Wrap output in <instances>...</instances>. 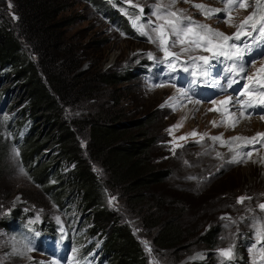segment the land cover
Wrapping results in <instances>:
<instances>
[{
	"label": "trees",
	"instance_id": "trees-1",
	"mask_svg": "<svg viewBox=\"0 0 264 264\" xmlns=\"http://www.w3.org/2000/svg\"><path fill=\"white\" fill-rule=\"evenodd\" d=\"M96 1L92 0L94 4ZM14 2L19 34L5 13L0 12V75L12 77L26 87V103L18 110L14 123L26 118L33 122L30 136L21 145L19 160L27 175L53 199L58 194H69L71 188L77 189L95 222L90 234L103 239L108 264H153L145 249L147 244L156 245L162 255L166 250L174 251L178 260L192 252L195 245L206 244L209 251L221 247L217 239L219 234L223 236L224 224L220 221L206 232L209 216L200 214L207 203L201 202L192 209L186 196L171 192L164 184L172 171L157 160L156 149L163 141L153 125L159 116L153 112L135 117L117 87L133 78V69H104L96 55L80 52L77 42H68L62 29L69 25L64 21L69 17L61 14L70 10V0ZM108 16L117 18L114 13ZM125 26L132 31L129 23ZM87 60L89 65L83 67ZM78 108L91 110L80 117L71 114L73 119L64 118L63 111ZM78 136L88 139L87 143H82L85 139L80 143ZM52 148L58 149L56 155ZM6 149L0 138V181L5 173L14 174L6 162ZM9 154L18 159L14 152ZM64 162L72 165L66 176L61 173ZM12 163L13 170L22 173L20 165L15 160ZM98 168L107 171V181H103ZM109 188L122 193L143 233L135 229L130 216L109 207ZM224 188L217 191L216 197L224 191L225 198L231 196L229 201L234 203L239 183ZM8 189L0 182V222L6 230L3 215L21 209L10 208L14 194ZM64 200L59 197L58 203L62 205ZM225 204L213 213L224 210ZM236 211L240 213L242 208ZM254 225L245 228L252 230ZM237 251L239 258L246 257L241 254L244 246ZM210 259L189 264H216L213 254Z\"/></svg>",
	"mask_w": 264,
	"mask_h": 264
},
{
	"label": "rangeland",
	"instance_id": "rangeland-1",
	"mask_svg": "<svg viewBox=\"0 0 264 264\" xmlns=\"http://www.w3.org/2000/svg\"><path fill=\"white\" fill-rule=\"evenodd\" d=\"M106 1L108 3H104L103 8L99 10L90 0H70V10L61 14L69 17L64 20L66 23L70 22L69 25L62 29L69 38L68 42L70 44L71 42H77L81 46L80 52L96 55L104 69L110 68L111 71H118L119 68H137L136 70L142 68L144 70V72L139 71L138 73L135 71L133 78L125 81L126 85L120 84L117 87H120V92L127 99L131 107L130 110L135 117H143L153 112H157L159 116L153 125L155 129H158V134H161L160 137L163 141V144L156 149L157 160L166 163L172 171L171 176L164 181V184L171 192H178L186 196L192 209L201 202L207 203L200 210L201 215L210 217L206 220V224H208L206 232L213 225L219 224L220 221L222 226L224 224L223 232H221L223 236L219 234L217 239L218 244L222 245L218 249H227L234 246L233 251H235L243 243L245 254L248 255V258H251L250 263L264 264V260L260 258V242L257 241L255 245L253 243L256 240L254 230L245 228V226L254 225L259 217L264 216V213L258 207L264 202V151L259 150L249 157L242 158V156H238V150L234 144L237 140L233 141L231 139L263 132L264 121L259 118H246L238 121L233 116L224 115V111L220 109L218 103H211V107H209L197 102H185L184 96L178 94L181 90L178 84L185 77V72L181 70L184 68V63L180 59L174 60L172 62L176 65V71L170 70L167 64L171 57L166 59L160 47L156 43L149 42L146 36L143 35L145 38H140V32L132 23V20L136 19L138 14V8L132 5L140 3L145 8H150L149 17L143 18L142 14V18L137 21V23L143 24L144 20H155L151 12L155 4L168 5L172 0ZM262 2L264 0H259L257 4ZM194 4H203V1L188 0V2H185V0H176L172 10L177 12L183 10L184 16L191 17L198 24L204 25V14L201 13L200 9L195 8ZM257 4L252 8L251 14L256 9ZM139 7L141 6L139 5ZM0 12L5 13L11 26L19 34L17 6L14 0H0ZM106 12L114 13L117 17L115 21L110 19L105 14ZM235 13L237 19H239L244 17L247 11L240 9ZM71 16L74 18H71ZM155 22L160 23V21ZM128 23L132 29L131 32L125 26ZM215 23L227 32H231L234 28L233 20H229V23L218 20ZM147 27L145 25V29ZM194 31L199 32L200 29L196 28ZM151 34L155 38L156 34ZM168 39L170 42L171 37ZM179 50L180 46L169 48V51L172 52H179ZM209 51L198 48L195 51L181 55L198 57L207 55ZM148 53L152 54V58L148 56ZM33 56L37 58L36 54ZM89 61H85L83 67L88 66ZM199 63L200 61H197L194 64L189 60L186 66L192 71ZM5 91H9L10 94L8 103L10 107L5 110L8 113L17 111L16 118L18 110L21 107L24 108L26 103V101H23L27 96L26 87L12 79V77L0 75V95ZM15 103H19L20 107L18 105L14 106ZM211 108L212 111H209ZM90 110V108L71 109L70 112L66 110L68 114L63 111V116L66 119H73V116L80 117ZM25 121L26 119L17 122L18 124H24ZM213 121L216 122L215 126L212 123ZM14 122L9 127L4 117L0 119V138L1 142L7 147L6 157L8 158L6 162L9 169L14 172V174L12 172L5 173L3 179H1L2 181H0L2 186H7L8 191L14 194L12 198L14 200L9 205L10 208L15 209L21 206L24 209H32L40 217L49 219H68L71 217L70 222L74 228L81 226L83 223V228L87 229L89 233L95 230V222L90 217L89 207L83 204L82 197L77 193V189L71 188L69 194H58L56 199H52L46 193L44 187L39 186L27 175V169L23 168L21 161H19L21 151L17 144L12 142L14 127L18 125ZM29 123H32L31 119ZM176 125L180 126L174 127ZM233 125L235 126L233 127ZM169 129H171V132ZM194 130L197 135H191ZM44 132H47L46 128ZM221 135L223 137L222 141L211 139V137ZM79 136L81 137V134ZM79 136L81 143L82 139L85 138ZM180 137L186 138L179 139ZM87 141L85 139L82 143L85 145ZM56 149L52 148L55 155L57 154ZM8 151L14 152L18 159H12ZM14 160L20 165L22 173L13 170L12 161ZM61 169V173L66 176L72 170V165H67L64 162ZM98 170L103 181H107V171L105 172L102 168H98ZM233 182L239 183L240 186V189L236 190L234 203L229 201L231 196L228 200L225 198L224 191L216 197L217 191L225 189L224 185L228 186ZM120 193L118 189L112 190L109 188V194L111 198H114L108 201L109 207L116 210L120 209L127 216H130L135 229L143 233L138 217L130 213L124 197ZM59 197L65 198V205L69 210L67 213L60 209ZM239 197H245L242 203L237 202ZM7 198L9 199V196ZM224 203H226L223 206L224 210L213 213L218 206ZM117 206L119 207L117 208ZM240 208H242V212L239 213L236 210ZM127 216L125 217L126 221L128 220ZM246 216L253 218L245 219ZM4 223L7 225L6 220ZM100 229L102 230V228ZM151 236H154V234L152 233ZM248 242L249 244H247ZM146 247H151V251L147 249L146 252L150 253L153 264L154 261L155 264H189L203 259L210 261V254L213 251H209L207 249L209 246L206 244L195 245L192 252L178 260V255L174 251L166 250L162 255L161 252H158L156 245L149 244ZM250 247H255L256 251H249ZM77 250L75 248V251ZM28 256L21 248L13 244L11 236L5 231V226L0 222V264H28ZM217 256L222 260L220 255ZM217 264H219V260Z\"/></svg>",
	"mask_w": 264,
	"mask_h": 264
},
{
	"label": "snow or ice",
	"instance_id": "snow-or-ice-1",
	"mask_svg": "<svg viewBox=\"0 0 264 264\" xmlns=\"http://www.w3.org/2000/svg\"><path fill=\"white\" fill-rule=\"evenodd\" d=\"M127 2V0H125ZM188 2V0H185ZM226 7L225 9H213L208 8L203 4H194L193 6L197 9L201 10V13L205 16H210L212 14L219 13L221 11L224 12V16L222 19L225 23H229V7L241 8L247 7L244 0H224ZM176 3V0H172V2L168 5H161L159 3L155 4L151 9L152 16L155 20H144L143 24L137 23L139 19L142 18L143 8L137 5H132L133 7L138 8L137 18L132 20L133 26L137 28L141 35H144L148 38L149 42L156 43L158 47H160L161 51L164 53L165 58L171 57V60L168 61V68L172 71H176V65L172 62L174 60H179L181 54L195 51L198 48H202L203 51H209V44H212L213 40L221 41L216 46L220 48V51L217 56H214L213 59L219 60L223 63V60L230 61L227 65L226 69L222 71H226L231 73L232 75L225 81L226 87L231 88L233 84L239 83V79H243L246 82L251 79L247 75H241L245 73V67L243 64V57L246 54L250 53L249 45H238L234 41L240 40V35L233 34L232 36H228L219 30L212 29L209 25L198 24L196 21L192 20L191 17H187L183 15V10L173 11V7ZM259 17V23L257 24L255 18ZM155 21H160V23H156ZM251 22V23H249ZM145 25H147V29H145ZM231 26V25H230ZM200 29L199 32L194 31V29ZM239 29H247L244 33L246 36H249L254 42H258L261 39H264V2L261 4H257L256 9H254L253 13L250 14L244 22L239 25ZM151 33H155V38ZM207 33L208 35H205ZM255 33V35H251ZM169 37L171 40L169 42ZM223 41H233L228 45V48L225 49L223 46ZM180 46L179 52L169 51V48H175ZM148 56L152 58V54L148 53ZM223 58L221 60L220 58ZM189 59L192 63H196L197 61L202 62V67L200 68V75L197 80L193 81V83H204L207 82L208 77L210 75L209 69V57L208 56H190ZM249 66H251L252 61H249ZM183 71L187 72L189 69L187 67L183 68ZM195 75V73H193ZM239 78V79H237ZM215 82V81H214ZM187 95V93H185ZM264 97V81H256L253 83L252 87L249 88L248 84L245 83L239 91L236 92V100L233 103L232 97H228L226 101L223 103L229 104L232 103V107L238 108L241 112L245 110V100H242L241 97ZM171 99V98H170ZM213 104L216 101L213 99L211 101ZM259 103L264 105V99H260ZM163 106V105H162ZM247 106L253 107L254 103L252 99L247 100ZM209 111H212L210 109ZM264 118V117H262ZM215 126V121L212 122ZM180 125H176L174 127H179ZM235 125H233L234 127ZM171 132V129H169ZM191 135H197L195 130L191 133ZM257 136L264 137V134L258 133ZM186 137H180L179 139H185ZM212 140L222 141L223 137L214 136L211 137ZM233 141L239 139H246L249 142L254 141L256 138H242V137H233L231 138ZM174 151V150H173ZM247 155H251L249 152ZM114 198H110V201ZM245 197H239L238 203H242ZM250 199V197H249ZM258 207L264 211V204L258 205ZM254 235L256 240H254V245L257 241L260 242L259 251L261 253V260H264V217H262L259 221H257L256 225L253 226ZM147 244V242H145ZM23 248L25 253L32 251L30 246V241L25 242L23 244ZM234 246H230L227 249L219 250V254L221 257L231 259L232 252ZM151 251V249H148ZM249 251L255 252V247H250ZM155 264V261H154Z\"/></svg>",
	"mask_w": 264,
	"mask_h": 264
},
{
	"label": "clouds",
	"instance_id": "clouds-1",
	"mask_svg": "<svg viewBox=\"0 0 264 264\" xmlns=\"http://www.w3.org/2000/svg\"><path fill=\"white\" fill-rule=\"evenodd\" d=\"M100 0H98V2H99ZM15 120H16V118H15ZM26 120H29L30 121V118H26ZM32 128H33V122L31 123V129H30V132H29V134H28V136L26 137V139L30 136V134H31V132H32ZM25 139V140H26ZM21 155H22V151H21ZM23 166V165H22ZM23 168H25L24 166H23ZM50 196V195H49ZM52 198V197H51ZM53 199V198H52ZM109 201H110V199H109ZM60 205V204H59ZM63 205V204H62ZM17 208H21L22 210H25L24 208H22L21 206L20 207H17ZM17 208H15V209H17ZM21 209H17V210H15V211H12L14 214H17L18 212H20V210ZM29 210H31V211H34V212H36L35 210H32V209H29ZM37 214V213H36ZM38 215V214H37ZM4 216V215H3ZM41 218H44V219H46V220H53L52 218L51 219H49V218H46V217H41ZM5 220H6V215H5ZM9 227L7 226V229H8ZM5 231H6V229H5Z\"/></svg>",
	"mask_w": 264,
	"mask_h": 264
},
{
	"label": "bare ground",
	"instance_id": "bare-ground-1",
	"mask_svg": "<svg viewBox=\"0 0 264 264\" xmlns=\"http://www.w3.org/2000/svg\"><path fill=\"white\" fill-rule=\"evenodd\" d=\"M256 120V119H255ZM249 121V120H248ZM253 121V120H252ZM257 121V120H256Z\"/></svg>",
	"mask_w": 264,
	"mask_h": 264
}]
</instances>
